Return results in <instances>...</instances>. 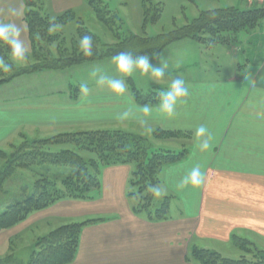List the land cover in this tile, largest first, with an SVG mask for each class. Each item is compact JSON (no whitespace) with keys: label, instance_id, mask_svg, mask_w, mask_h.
Wrapping results in <instances>:
<instances>
[{"label":"crops","instance_id":"crops-1","mask_svg":"<svg viewBox=\"0 0 264 264\" xmlns=\"http://www.w3.org/2000/svg\"><path fill=\"white\" fill-rule=\"evenodd\" d=\"M229 1L246 8L264 7V0ZM43 7L38 5L39 10ZM20 10L23 13L22 5L17 14ZM236 42L237 39L228 46L234 55L243 51L235 49ZM255 54L254 59L244 55L245 63H236L238 72L222 79L184 76L188 95L172 117L156 111L159 98L144 104L153 111L143 113L140 109L144 105L135 101L129 89L121 95L106 90L64 101L34 100L0 106L3 120L13 110H18L14 114L21 117L14 127L5 126L1 138L21 123L49 125L57 129V134L99 129L144 137L156 129L187 130L191 134L184 147L187 155L164 166L159 173L157 186L162 189V200L168 198L165 216L155 218V208L151 214L145 209L135 212L141 216L131 213L128 217L133 222L87 219L92 221L83 225L82 234L89 238H80L75 258L69 264H195L190 257L193 246L220 251L222 246L231 245V235L244 237L264 251V47ZM152 88L163 91L156 85ZM123 113L128 115L122 119ZM200 125H205L211 135L210 148L204 152L199 150L195 137ZM19 135L27 138L25 133ZM111 166L119 170L104 181L108 193L110 190L127 198L131 190L127 182L131 181L134 167L131 163ZM194 167L202 172V184L179 188ZM121 169L123 175H118ZM132 210H136L133 205ZM32 213L25 218L32 217Z\"/></svg>","mask_w":264,"mask_h":264},{"label":"rangeland","instance_id":"rangeland-1","mask_svg":"<svg viewBox=\"0 0 264 264\" xmlns=\"http://www.w3.org/2000/svg\"><path fill=\"white\" fill-rule=\"evenodd\" d=\"M102 1L120 19L121 31L125 33L129 32L140 37H153L157 34L167 33L186 24L196 17L201 10L228 7L230 5L243 9L246 8L245 5L239 2L233 4L229 0H150L149 3L153 8L151 13H153L154 7L158 5L160 15L155 22L148 20L144 23L141 0ZM36 3L37 6L43 4L44 7L40 11L50 15L52 19L58 18L66 13L71 15V17L65 24H59L53 30L54 33L60 34L59 36H62L64 39L60 37L57 41L51 43L43 41L39 45L41 46V50L38 53H34L28 37L27 26L23 20L24 14L28 10V7L24 5L25 0H0V22L15 23L20 28V39L24 42L28 50V58L23 62L15 61L11 55L9 59L16 67L24 68L31 64L36 66L48 64L54 57L57 58L60 56L62 58L72 54L76 43L79 44L76 32L79 23H82L83 26L99 36L101 40V43L97 46L99 49H105V45L117 44V41L113 39V35L108 28L98 21L92 9L86 4V0H36ZM21 5L23 13L20 10L16 15L10 14V9H15L17 13ZM236 37L238 46H234L236 47L235 49L240 50L243 48V51L238 52L237 55L231 52V48L228 47L230 45L214 44L208 47L189 38L182 39L186 40L183 43H175V41L166 45L160 51L145 54L149 58L150 65L154 68L161 66V60L169 65L164 70V78L159 79L158 82L154 81L156 80L155 77L150 74H144L139 70L131 76L119 72L112 57L85 61L57 70H38L22 73L0 84V106H10L12 103L19 104L22 101L30 102L34 100L64 101L75 96L83 98L88 96L89 93L110 90L106 85L100 86L96 83L95 78L91 75L94 68H98L104 75L122 78L125 82L126 89L129 90L130 84L128 79H131L133 86L141 93H147L152 90L150 88L154 85L163 91L167 90L171 79H178L179 76L183 78L184 76L198 75L212 79H222L232 75L234 72H238L236 63H245L244 55L254 59L256 57L255 52L259 51L261 47H264V20L252 30L237 33ZM73 40L76 42L75 45L72 42ZM5 44L0 41V49L3 52L5 51ZM129 44H134V42L128 41L127 50L130 48ZM122 47L119 46V48ZM32 52L35 54V57L32 55ZM0 57H3L2 54H0ZM5 77L8 76L6 75ZM82 83L88 86V92L86 94L80 91V84ZM15 112H18V110H13L12 114L6 118L7 120H3L2 115H0V132L6 125L7 127H14V124L16 125V122L21 117L18 116V113L14 114ZM3 121L4 124H2ZM8 121H11V123L8 124ZM16 128V130L13 128L3 138H1L3 132L0 133V150L7 154H11L14 148L19 145L18 143L21 141L19 133H25L30 140L49 137L58 133L55 131L57 129L49 125L32 126V123H21ZM146 138H148V146L152 149L160 150L187 147L189 140L182 135L175 138H154L150 135L146 136ZM61 149H71L84 160L96 158V155L84 149V146L76 147V145L66 141L58 144H50L48 147L50 152H57ZM3 165L4 161L0 158V169ZM131 165L134 167L133 163ZM118 170L112 166L109 167V165L100 164L97 172L98 188L89 193V197L82 199H60L47 206L44 210L34 211L32 217L28 216L19 223L1 230L0 257L2 258L12 253L16 260L23 263L26 262L29 254L33 250L36 238L45 235L50 230L63 224L81 222L92 218L95 220L94 222H133L134 219H130L128 215L138 212L139 209L137 210V208L141 202V198L139 195H129L133 188L131 181L129 183L127 182V185L131 189L128 192L129 194L127 193V198L125 196H117L115 192H111L110 190L109 195L104 183L108 177L116 174ZM121 170L118 175H123V169ZM70 171L71 169L67 166L50 165L48 163L32 166L28 169H17L5 181L3 190L0 191V213L9 203L14 200L24 199L28 196L33 190L32 186L35 179L45 177L48 180H58L68 175ZM132 174L133 172L130 173V178ZM161 202L162 196H152L148 201L151 205L148 211H153L155 208H158ZM132 205L136 210H132ZM108 212L111 213L106 214ZM82 231L83 229L79 235V240L82 238L84 241L89 237H85ZM86 232L89 234V231ZM220 249V251H217L226 256L238 257L244 255L232 242L231 245L222 246ZM250 249L254 253V249L252 247ZM193 261L196 262L195 264H199L197 261Z\"/></svg>","mask_w":264,"mask_h":264},{"label":"trees","instance_id":"trees-1","mask_svg":"<svg viewBox=\"0 0 264 264\" xmlns=\"http://www.w3.org/2000/svg\"><path fill=\"white\" fill-rule=\"evenodd\" d=\"M149 2L150 0H141L144 23L148 20L155 22L160 15L158 5L154 7V11L151 13L153 8ZM86 3L92 9L98 21L103 23L111 32L113 39L117 41L116 45H105V49H99L97 47L101 43L99 36L83 26L82 23H79L76 29L77 40L80 41L81 37L85 35H91L95 49L93 56H84L79 44L73 40V44L76 43V45L72 54L67 57H54L48 64L39 66L31 64L24 68H18L10 61L11 49L5 44V51L3 52L0 49V54H2L5 62L13 65V68L8 73L0 72V84L22 73L38 70H57L85 61L110 58L119 52H128L136 56L160 51L166 45L186 38L208 47L214 44L232 45L237 39V33L252 30L264 20V7L243 9L228 6L213 8L201 10L196 17L186 24L167 33L157 34L153 37H140L121 31L120 19L108 9L106 3L102 0H86ZM25 5L28 10L24 14V21L34 53L41 50L39 45L43 41L51 43L57 41L60 37L64 39L59 36L60 34L54 33L53 30L57 25L65 24L71 15L66 13L52 19L40 12L36 0H25ZM128 41L134 42V44H129V50H127ZM119 46L123 47L119 48ZM33 52L32 55L35 57ZM6 75L8 77H5ZM128 82L131 94L139 104L155 103L162 92L152 88L147 93H141L133 86L131 79H128ZM180 135L191 139V134L187 130L156 129L151 133L154 138H175ZM147 140L148 138L144 136L121 130L102 129L64 132L47 138L31 140L22 136L19 145L15 148L12 147L14 151L11 154L0 150V158L4 161V165L0 169V191L3 190L5 181L17 169H28L32 166L48 163L50 165L67 166L71 171L58 180H48L45 177L35 179L32 186L33 190L28 196L9 203L0 213V231L19 223L31 212L41 210L60 199L89 197V193L98 188L97 172L100 164L133 163L134 171L131 177L133 191L129 195H139L141 202L137 210L145 209L148 211L151 206L148 201L153 196L148 191V186H157L162 168L181 161L187 155L188 149L182 148L178 151L152 149L148 146ZM64 141L72 143L76 147L84 146V149L95 154L96 158L84 160L71 149H61L57 152L48 150L50 144H58ZM167 209L168 198L164 197L160 206L153 211L154 217L157 219L163 218ZM148 213L151 214V211H148ZM89 221L92 220L63 224L36 238L33 250L24 263L16 260L13 254L10 253L0 258V264H69L75 258L81 229ZM231 242L244 255L230 257L214 249L193 246L190 257L199 264H264V251L256 248L248 239L231 235ZM250 247L254 249V253L251 252Z\"/></svg>","mask_w":264,"mask_h":264},{"label":"clouds","instance_id":"clouds-1","mask_svg":"<svg viewBox=\"0 0 264 264\" xmlns=\"http://www.w3.org/2000/svg\"><path fill=\"white\" fill-rule=\"evenodd\" d=\"M11 15H16L15 9H10ZM0 41L6 43L11 49L12 58L15 61L23 62L28 58V50L24 42L20 39V28L12 22H0ZM79 47L84 56L91 57L95 54L93 46V38L91 35L81 37ZM113 62L119 72L131 76L137 70L144 74H150L155 77V82L164 78V70L169 67L166 62L161 60V66L154 68L149 63V58L145 54L133 56L128 52H119L112 57ZM13 65L5 62V59L0 57V72L8 73L12 71ZM92 77L100 86L106 85L113 93L121 95L125 93L126 86L122 78H115L104 75L98 68H94ZM80 91L85 94L88 92V86L85 83L80 84ZM188 95V88L185 81L179 76L178 79L172 78L171 84L167 90H164L159 95V105L156 111L172 117L175 115L177 105L182 102L183 98ZM145 114H150L153 109L148 105H144L140 109ZM127 113H123L121 118H126ZM195 137L198 142V147L201 152L207 151L210 148L211 135L205 125H200L195 130ZM203 182V175L199 167H194L183 178L179 184V188L183 189L187 186L193 188L198 187ZM148 191L155 197H160L162 189L158 186L149 185Z\"/></svg>","mask_w":264,"mask_h":264}]
</instances>
